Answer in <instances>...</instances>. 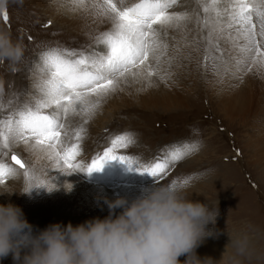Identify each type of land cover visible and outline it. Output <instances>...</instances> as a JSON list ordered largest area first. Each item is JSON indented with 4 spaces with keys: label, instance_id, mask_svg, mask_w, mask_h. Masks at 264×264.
I'll list each match as a JSON object with an SVG mask.
<instances>
[{
    "label": "rangeland",
    "instance_id": "374dc122",
    "mask_svg": "<svg viewBox=\"0 0 264 264\" xmlns=\"http://www.w3.org/2000/svg\"><path fill=\"white\" fill-rule=\"evenodd\" d=\"M71 3H0V30L8 32L23 49L18 61L0 60V119L34 102L35 65L43 51L57 45L91 51L97 47L95 37L109 30L110 22L96 15L92 0H85L82 6ZM5 11L7 22L3 19ZM170 11H188L192 17L163 37L167 48L158 61L152 60L156 75L129 76L93 114H69L64 139L74 143L75 131L85 129L78 157L85 165L110 146L113 135L124 132H130L135 142L118 153L141 163L153 160L169 145L190 143L194 150L156 182L119 160L107 161L101 170L90 174L57 168L44 150L29 149L21 143L12 151L41 183L34 179L29 186L23 170L13 165L16 175L3 185L18 193L0 195V204L19 206L33 231L38 232L54 223L75 226L96 217L102 219L109 214L104 198L124 197L131 202L158 185L175 182L187 189L192 200L218 209L215 225L208 226L216 235L196 249L201 259L212 258L216 264H264V67L254 66L242 79L232 76L224 63L233 55L231 44L219 41L221 52L209 46L205 37L211 24L205 28L197 22V15L201 20L205 16L197 0H181ZM250 75L258 85L263 82L259 94L260 88L251 84ZM238 87L241 89L235 90ZM231 91L246 94L239 113L232 109L234 102L224 100ZM10 155L5 157L0 150V159L9 164ZM49 181L58 186L56 191L34 188L30 194H19L26 186L39 187ZM66 183L73 185L71 191L65 189ZM237 242L243 243V254H238ZM0 264H14L11 255Z\"/></svg>",
    "mask_w": 264,
    "mask_h": 264
},
{
    "label": "snow or ice",
    "instance_id": "6c2138e0",
    "mask_svg": "<svg viewBox=\"0 0 264 264\" xmlns=\"http://www.w3.org/2000/svg\"><path fill=\"white\" fill-rule=\"evenodd\" d=\"M84 2L72 0L73 4L81 6ZM180 2L92 0L96 15L111 25L109 30L95 37L97 47L91 51L59 45L47 48L35 65L38 78L34 82V102L25 103L6 119H0V150L5 157L11 153L12 162L0 159V184L16 174L13 165L23 170L29 186L34 179L37 184L41 183L12 151L21 143L29 149L44 150L57 168L90 174L101 170L107 161L119 160L130 170L135 167L136 171L147 173L156 182L162 181L172 167L194 150L195 145L190 143L169 145L153 160L141 163L133 156L118 153L119 149H127L135 142L130 132H124L113 135L110 146L85 165L78 161L85 129L75 131L74 143H66L64 139L69 114H93L129 76L143 74L150 78L156 75L152 60L158 61L167 48L163 37L169 29L180 28L182 22L192 17L188 11H170ZM197 3L205 13L202 20L197 15V22L205 28L211 24L205 37L209 46L221 52L219 41L231 44L233 55L224 61L227 73L242 79L254 66L264 67V0H197ZM3 19L5 22L9 19L6 11Z\"/></svg>",
    "mask_w": 264,
    "mask_h": 264
},
{
    "label": "clouds",
    "instance_id": "9594fccd",
    "mask_svg": "<svg viewBox=\"0 0 264 264\" xmlns=\"http://www.w3.org/2000/svg\"><path fill=\"white\" fill-rule=\"evenodd\" d=\"M22 55L19 42L0 30V60L18 61ZM57 187L49 181L26 186L19 194L34 188L52 193ZM64 187L71 191L73 185ZM13 193L18 192L0 184V195ZM104 203L109 214L102 219L75 226L54 223L38 232L19 206L0 204V260L11 255L14 264H216L212 258L201 259L196 249L216 235L208 226L215 225L218 209L192 200L185 187L158 185L131 202L119 197L104 198ZM235 247L243 254V243Z\"/></svg>",
    "mask_w": 264,
    "mask_h": 264
},
{
    "label": "bare ground",
    "instance_id": "6f19581e",
    "mask_svg": "<svg viewBox=\"0 0 264 264\" xmlns=\"http://www.w3.org/2000/svg\"><path fill=\"white\" fill-rule=\"evenodd\" d=\"M87 1V0H86ZM91 1V0H90ZM87 3V2H86ZM71 4H73V3H71ZM86 5V4H85ZM91 6V5H90ZM76 7V6H75ZM86 11V10H85ZM84 11V12H85ZM94 13H95V11H94ZM96 18V17H95ZM101 19H103V18H101ZM94 20V19H93ZM262 72V71H261ZM255 73V72H254ZM250 77V79H251V84L252 85H254L255 87H263V82H261L259 85H258V83L254 80L253 81V78L255 77V76H249ZM250 79L248 78V80L250 81ZM257 79V78H256ZM258 80V79H257ZM248 86V85H247ZM251 86V85H250ZM240 87V86H239ZM235 88V90H238V89H241V88ZM244 88V87H243ZM249 90V89H248ZM256 90V89H255ZM254 90V91H255ZM258 90V89H257ZM260 90H262L261 88L257 91L258 92V94L260 93V92H262V91H260ZM232 91H234V90H232ZM226 92V94H225V96H224V100H229L230 101V104H232L233 102H234V104L232 105L233 106V110H234V112L236 111L237 113H239L240 111H242L241 109H240V107H239V104L240 103H242L243 101H244V99H246L247 97H246V94L245 93H243L242 94V92H236L235 91V93L236 94H233V92ZM225 93V92H224ZM238 94V95H237ZM261 95V94H260ZM253 97V96H252ZM260 97V96H259ZM241 98L243 99V100H241ZM251 101V100H250ZM238 104H237V103ZM243 105V104H242ZM257 147V146H256ZM108 181V180H107ZM96 193V192H95ZM102 193V192H101ZM74 195V194H73ZM93 195V194H92ZM103 195V194H102ZM98 196H99V194H98ZM100 197V196H99Z\"/></svg>",
    "mask_w": 264,
    "mask_h": 264
},
{
    "label": "water",
    "instance_id": "95a60500",
    "mask_svg": "<svg viewBox=\"0 0 264 264\" xmlns=\"http://www.w3.org/2000/svg\"><path fill=\"white\" fill-rule=\"evenodd\" d=\"M10 157H11V155L9 156V160H10V162H11V159H10ZM12 163V162H11ZM19 167V166H18Z\"/></svg>",
    "mask_w": 264,
    "mask_h": 264
}]
</instances>
